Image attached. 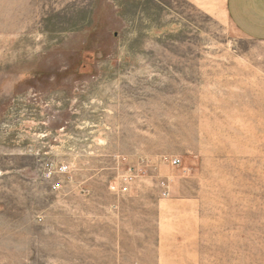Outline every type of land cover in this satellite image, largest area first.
<instances>
[{
	"label": "rangeland",
	"instance_id": "1",
	"mask_svg": "<svg viewBox=\"0 0 264 264\" xmlns=\"http://www.w3.org/2000/svg\"><path fill=\"white\" fill-rule=\"evenodd\" d=\"M262 107L264 43L185 0H0V264H264Z\"/></svg>",
	"mask_w": 264,
	"mask_h": 264
},
{
	"label": "crops",
	"instance_id": "2",
	"mask_svg": "<svg viewBox=\"0 0 264 264\" xmlns=\"http://www.w3.org/2000/svg\"><path fill=\"white\" fill-rule=\"evenodd\" d=\"M207 14L208 16L224 20L226 19L231 25L242 35L246 36L251 40L264 43V0H185ZM139 235L140 241L138 243H144V246L140 248L148 249L149 246L146 241L144 234L147 227V221H139ZM125 226V225H122ZM126 228V227H125ZM132 230L130 229H120L117 232V248L118 256L120 258H126V249L123 248L124 238L131 235ZM165 233L162 237L165 238ZM194 237H198L200 231H191ZM138 234V233H136ZM138 235V236H139ZM188 236H191L190 234ZM167 237V236H166ZM195 239V238H194ZM159 244V245H158ZM157 244L158 258H160L159 264H166L168 262H178V264H185L186 257L193 258L197 264L196 258H198V251L200 252L205 247L201 244L195 243L191 244V248L187 246H182L181 244H165L161 242ZM138 249V248H137ZM188 252L189 255H185ZM163 261V262H162Z\"/></svg>",
	"mask_w": 264,
	"mask_h": 264
},
{
	"label": "built area",
	"instance_id": "3",
	"mask_svg": "<svg viewBox=\"0 0 264 264\" xmlns=\"http://www.w3.org/2000/svg\"><path fill=\"white\" fill-rule=\"evenodd\" d=\"M169 161L172 163L173 166H179L181 164V161L177 158H173V159H169ZM130 180H132L130 178ZM128 191V188L127 187H123L121 192H127Z\"/></svg>",
	"mask_w": 264,
	"mask_h": 264
},
{
	"label": "bare ground",
	"instance_id": "4",
	"mask_svg": "<svg viewBox=\"0 0 264 264\" xmlns=\"http://www.w3.org/2000/svg\"><path fill=\"white\" fill-rule=\"evenodd\" d=\"M259 111L262 112L263 115H264V108H263V107H262V110H259ZM217 150H219V149H217ZM259 153H260L261 155H264V143H263V145L260 146V148H259ZM262 216H264V214H261V213H260L259 218H261Z\"/></svg>",
	"mask_w": 264,
	"mask_h": 264
}]
</instances>
